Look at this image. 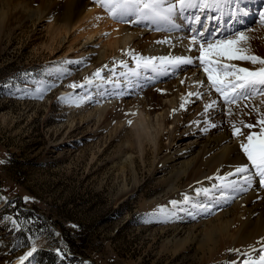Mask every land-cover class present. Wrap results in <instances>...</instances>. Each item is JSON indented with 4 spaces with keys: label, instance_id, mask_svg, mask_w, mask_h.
<instances>
[{
    "label": "rangeland",
    "instance_id": "374dc122",
    "mask_svg": "<svg viewBox=\"0 0 264 264\" xmlns=\"http://www.w3.org/2000/svg\"><path fill=\"white\" fill-rule=\"evenodd\" d=\"M35 7L22 17L15 6L0 0V264H198L195 240L178 250L171 243L170 231H162L167 209L160 201L167 188L161 180L168 175L170 164L156 166L173 135L182 136L177 142L181 146L194 139L188 127H195V121L174 127V122L164 119L176 114L181 99L188 101L193 113L210 95L217 96L220 110L201 123L231 117L232 124H238L248 117L245 108L264 112L262 95L241 100L239 105H225L198 67V45L190 42L195 34L192 15L198 14L201 20L212 19L206 39H223L234 28L251 29L248 35L255 37L251 41L255 54L264 57L260 22L264 0L246 8L248 15L239 23L222 14L195 10L186 14L187 19L178 17L179 27L173 31L158 30L152 24L129 29L131 35L124 30L127 42L116 46L111 55L122 61L115 66L111 60L101 63L97 55V47L109 37L106 30L87 38L73 29L52 44L48 23L36 18ZM168 56L191 57L194 63L173 70L160 64L159 58ZM137 57L155 60L154 74L140 82L124 77L127 68L123 65ZM230 63L251 70L258 67ZM98 71L99 77L95 75ZM183 77H188V85ZM94 83L105 86L95 90ZM169 84L175 93L160 99L159 111L149 113L140 87L163 92ZM189 93L202 95L198 99ZM138 114L149 124L152 136L146 142L144 164L133 151L136 180L130 173L125 188L119 164L131 149L125 148L128 134L122 128ZM158 142L164 148L159 150ZM127 190L131 191L121 198ZM17 206L41 214L36 215L46 225L21 215ZM33 249L50 255L34 257ZM249 257L238 251L207 264H243Z\"/></svg>",
    "mask_w": 264,
    "mask_h": 264
},
{
    "label": "bare ground",
    "instance_id": "6f19581e",
    "mask_svg": "<svg viewBox=\"0 0 264 264\" xmlns=\"http://www.w3.org/2000/svg\"><path fill=\"white\" fill-rule=\"evenodd\" d=\"M3 1L12 7L15 6V9L18 10L17 13L22 17L30 8L35 7L34 3H37L34 13L37 19L47 21L52 44L58 37L65 36L73 29H75V33L79 34L78 36L87 38H92L100 31L106 30L109 37L105 39L103 46L97 47V55L102 61L101 63L106 64L111 60V66L122 63L119 59L111 58L116 46L125 44L127 36L131 35L129 29L140 25L117 22L94 0ZM255 3L257 0H249L245 7L252 8ZM211 13L218 14V16L222 14L228 20L230 19L228 8H224L222 13L215 11H211ZM209 20L212 19H208L205 26L203 24L201 26L206 27ZM175 23L176 28H178L179 25L177 26V22ZM201 26L193 24V27L197 29ZM160 27L162 29L165 27L174 29L170 26L161 25ZM121 29L123 30L121 31ZM124 30L128 32V35L123 33ZM171 31L173 30L171 29ZM253 45V51L256 53ZM130 63H133L134 66L129 67ZM140 63L141 66H138L137 61L131 59L123 65L127 68L124 76L127 80L135 78L140 82L144 76L154 74L151 66L143 67V62ZM169 67L177 71L182 68L181 65L177 67L169 65ZM159 80L165 82L163 77ZM182 81L185 85L189 83L188 77H183ZM103 86H105L104 83L92 85L95 90L101 89ZM146 88L147 86L143 85L140 90L148 100L149 113L159 111L162 108L160 99L170 97L172 93H175L171 84L163 92L157 88ZM213 100L216 101L217 107L205 113V105L211 104ZM181 101L184 108L180 106L176 114L173 117H167L164 122L172 121L175 123V127L179 124H191L195 121V127L191 125L188 127V134L194 139L181 146V144L177 145V142L182 136L173 135L169 139V145L165 147V154L160 155L157 160L156 166L158 168L170 164L168 175L161 180L167 188L164 198L160 201L167 209L164 211L166 224L162 231H170L171 243L175 244L178 250L195 240V258L198 264L215 262L238 251L242 257L247 253L251 258L256 259L259 250L264 247V186L260 185L258 177L253 178L251 186H246L243 185L241 176L229 175V173L235 172L236 167L246 163V157L239 150V143L243 138L238 139L232 136V123L234 121L231 117H216L214 120L204 123L199 122L220 110L217 96H208L207 101L196 107L193 113L190 105L185 103L187 100L181 99ZM249 111L247 108L243 110L244 113ZM254 115L255 113L251 116L247 115V119L243 117V121H254ZM194 116L195 120H193ZM105 117H108V114ZM235 117L238 118V116ZM213 123L217 125L216 128L211 127ZM148 125L146 120L138 114L131 116V123L122 128V131L128 134L125 148L131 149L130 153H126V157L119 164L123 180L122 187L126 188L127 176L130 173L134 176L133 181L136 180L133 151L138 153L142 164L145 163L146 142L152 136ZM236 125L242 127L240 122ZM206 128L208 129L207 132H205ZM242 130L246 133L258 131V129L249 130L246 128H242ZM159 139L161 140V138ZM158 143L159 150L164 148L160 142ZM218 177H227V180L237 182L238 187L246 190L220 189L218 186L221 180ZM179 183H182V186ZM204 189L209 190V195L203 194ZM129 191L131 190L123 193L121 198L126 197ZM185 197L188 198V202H185ZM254 248L257 251H253Z\"/></svg>",
    "mask_w": 264,
    "mask_h": 264
},
{
    "label": "snow or ice",
    "instance_id": "6c2138e0",
    "mask_svg": "<svg viewBox=\"0 0 264 264\" xmlns=\"http://www.w3.org/2000/svg\"><path fill=\"white\" fill-rule=\"evenodd\" d=\"M108 15L117 20V22L152 24L159 27H176V19L191 14L195 10L215 11L222 13L224 8L229 9V18H235L239 23L241 18L248 15L245 5L249 0H94ZM191 22L197 26L202 25L201 16L192 15ZM261 27H264V13L260 14ZM195 33L191 36V45H198L199 60L198 67H202L207 76L209 85L220 97L223 98L225 105L237 104L241 100L254 98L256 95L264 96V57L254 53L251 41L253 37L248 35L251 29H235L229 36L223 39H206L207 28L204 26L193 28ZM190 51L194 48H190ZM161 65H171L177 67L180 65H191L194 63L191 57H161ZM143 67L155 66L154 59H144L137 57V64ZM230 61L246 62L253 66H258L255 70L248 67H240ZM99 77V71L95 73ZM203 86V84H202ZM75 87V85H70ZM189 96L195 95L198 99L201 93H189ZM188 101H185L187 103ZM264 104V100L261 101ZM217 107L216 101L205 105V113ZM247 107V105H245ZM184 108V104L181 105ZM255 113L254 121H240L242 127L232 124V136L240 139L239 150L246 157V163L235 168V172L229 175H239L242 177V183L251 186L253 178L258 177L261 186H264V112L258 108L252 107L245 115L251 116ZM229 115H232L229 109ZM216 128L215 123L211 124ZM242 128L249 130L258 129V131L244 132ZM208 129H205L207 132ZM221 180L220 189H232L234 191L246 190L240 188L237 182L227 180V177H218ZM225 181H227L225 183ZM199 194V193H198ZM204 195H209V190H203ZM185 202L188 198L185 197ZM173 203H176L173 201ZM35 251V249H33ZM253 251H257L255 248ZM244 255H247L245 253ZM32 256V252L28 253ZM243 264H264V247L259 250L258 258L249 257Z\"/></svg>",
    "mask_w": 264,
    "mask_h": 264
},
{
    "label": "trees",
    "instance_id": "16d2710c",
    "mask_svg": "<svg viewBox=\"0 0 264 264\" xmlns=\"http://www.w3.org/2000/svg\"><path fill=\"white\" fill-rule=\"evenodd\" d=\"M12 202L14 203V201H12ZM16 210H17L21 215H24L26 218H34V219H38V220H39L38 222L45 224V221L43 220L42 217H40V216L34 214V212H32V211H30V210H26V209L23 210V209H21V208L18 207V206L16 207ZM45 225H46V224H45ZM40 253H46V254H48L47 251L36 250L35 253H34V257H38V255H39ZM48 255H50V254H48Z\"/></svg>",
    "mask_w": 264,
    "mask_h": 264
},
{
    "label": "water",
    "instance_id": "95a60500",
    "mask_svg": "<svg viewBox=\"0 0 264 264\" xmlns=\"http://www.w3.org/2000/svg\"><path fill=\"white\" fill-rule=\"evenodd\" d=\"M4 197H5V199H12V198H8L7 196H4ZM24 209H27V210H30V211L32 210V209H29V208H26V207H24ZM32 211H33V210H32ZM35 214H39V213H35ZM39 215L42 216L41 214H39ZM55 232H56V234H57L59 240H61V241L63 242V244L66 246V242L64 241V239H63V237H62L60 231H58V230L55 229ZM72 256H73V255H72Z\"/></svg>",
    "mask_w": 264,
    "mask_h": 264
}]
</instances>
